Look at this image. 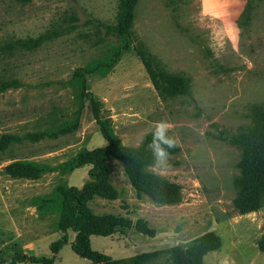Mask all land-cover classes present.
<instances>
[{
    "label": "rangeland",
    "instance_id": "obj_1",
    "mask_svg": "<svg viewBox=\"0 0 264 264\" xmlns=\"http://www.w3.org/2000/svg\"><path fill=\"white\" fill-rule=\"evenodd\" d=\"M119 1L0 0V141L9 140L0 143V264L52 257L51 244L61 236L55 190L89 180V166L69 170L66 164L82 149L106 145L88 94L123 146H140L159 122L170 125L166 137L179 150L149 171L181 192L175 204L153 201L112 162L110 182L118 198L90 206L131 226L91 236L93 251L121 262L147 255L144 264H183L191 262L188 249L212 234L219 246L204 253L201 264H264V202L240 213L234 184L241 144L260 134L255 112L264 108V38L256 40L250 25L239 29L235 48L226 42L214 51L211 37L223 24L201 18L202 0H139L124 49L116 31ZM44 35L36 48L17 44ZM139 45L158 69L188 79L190 94H160L136 55ZM103 63L111 64L103 77H74L78 68ZM24 161L50 168L37 179L5 170ZM40 198L44 208L36 205ZM138 220L151 232H140ZM67 235L52 264H95L71 251L74 233Z\"/></svg>",
    "mask_w": 264,
    "mask_h": 264
},
{
    "label": "trees",
    "instance_id": "obj_2",
    "mask_svg": "<svg viewBox=\"0 0 264 264\" xmlns=\"http://www.w3.org/2000/svg\"><path fill=\"white\" fill-rule=\"evenodd\" d=\"M139 0H120L117 13L116 31L124 38V49H128V40L131 36V27L134 19V8ZM252 0H247L245 7L239 15L236 24L238 29H248L250 26V5ZM47 36L19 40L20 48H36ZM14 47V46H13ZM136 55L139 57L146 74L155 89L162 95L170 97L188 96L190 94L189 81L178 75H172L158 69L142 47H135ZM111 68V64H93L88 67L78 68L74 77L82 79L86 75L98 74L105 76ZM13 81L12 83H14ZM6 87L12 84L4 85ZM89 96L91 112L102 138L106 145L92 150L82 149L76 153L66 166L69 170L83 166H89L88 182L80 188L61 185L55 190L58 205V218L56 229L61 233L58 240L51 244L52 257L26 256L25 260L36 264H52L54 256L68 242V232L74 233L71 251L78 257L95 264H144L149 256L142 255L127 262L112 260L109 257L97 253L90 248V237H105L112 235L120 229L131 226V222L119 215L96 214L91 204L97 200L113 201L118 198V193L110 182L112 162L121 165L131 186L138 192L143 193L153 201L166 204L178 203L181 199L180 187L167 182L160 176L149 171L155 166L156 158L151 147L154 134H148L144 142L138 147L123 146L114 136L111 124L107 118L100 113V104ZM255 116L260 121V134L254 136L249 143H242V154L238 163L239 175L234 184L237 189L236 207L240 213H248L257 210L264 202V108H258ZM258 131L255 130V132ZM38 137H35L37 140ZM0 143L8 145L9 140ZM168 156L178 152L179 147H168L161 144ZM50 167L43 163L16 162L6 166L5 170L13 177L37 179L43 171ZM38 208L46 206V199H36ZM49 204V203H48ZM136 227L145 234L151 232L142 220L136 222ZM219 239L208 234L199 239L188 249L191 262L183 264H201L200 257L209 250L218 248Z\"/></svg>",
    "mask_w": 264,
    "mask_h": 264
},
{
    "label": "clouds",
    "instance_id": "obj_3",
    "mask_svg": "<svg viewBox=\"0 0 264 264\" xmlns=\"http://www.w3.org/2000/svg\"><path fill=\"white\" fill-rule=\"evenodd\" d=\"M207 0H202V8L200 16L209 18L212 21L219 20L222 22L223 27L218 31H215L211 37L210 47L215 51L216 49L223 50L225 48L226 42L231 43L233 48L236 47L239 39V29L232 22L229 17L230 13L228 11L230 7L229 0H215L214 5L211 9L203 7ZM156 131L154 133L152 144L149 146L153 149L156 158L157 165L163 166L166 163L168 153L161 144L167 145L168 147L174 146V141L166 137V131L170 128V125L159 122L155 125Z\"/></svg>",
    "mask_w": 264,
    "mask_h": 264
},
{
    "label": "crops",
    "instance_id": "obj_4",
    "mask_svg": "<svg viewBox=\"0 0 264 264\" xmlns=\"http://www.w3.org/2000/svg\"><path fill=\"white\" fill-rule=\"evenodd\" d=\"M246 1L247 0H229L230 7L228 11L231 14L229 19L234 22L236 26V21L243 11ZM249 18L253 37L256 40L264 38V0H252Z\"/></svg>",
    "mask_w": 264,
    "mask_h": 264
}]
</instances>
